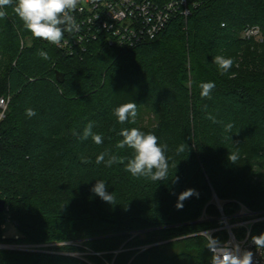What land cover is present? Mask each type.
<instances>
[{"label": "trees", "instance_id": "16d2710c", "mask_svg": "<svg viewBox=\"0 0 264 264\" xmlns=\"http://www.w3.org/2000/svg\"><path fill=\"white\" fill-rule=\"evenodd\" d=\"M196 1L189 18L172 21L154 41L122 48L100 37L73 53L64 42L74 32L51 44L5 8L0 85L3 72L9 105L0 122V198L7 209L0 213V245L70 244L52 249L58 253L0 249V264H89L59 254L84 250L93 253L91 264H210L198 233L217 227L216 201L227 217L239 204L264 211V0ZM248 27L260 28L262 43L243 38ZM216 55L234 59L228 73L220 74ZM209 81L211 98H202L199 85ZM128 102L137 104L136 122L120 124L114 109ZM27 108L37 115L28 118ZM144 109L154 114L153 126L139 122ZM90 121L104 137L101 145L81 139ZM133 127L168 145L176 164L168 180L153 183L125 171L133 152L116 147L117 133ZM182 142L187 149L177 154ZM105 149L125 163L97 165ZM229 152L239 153L236 164ZM99 180L114 204L91 191ZM189 188L199 197L177 209L179 193ZM7 224L17 238L5 237ZM256 230L264 233V223Z\"/></svg>", "mask_w": 264, "mask_h": 264}, {"label": "clouds", "instance_id": "9594fccd", "mask_svg": "<svg viewBox=\"0 0 264 264\" xmlns=\"http://www.w3.org/2000/svg\"><path fill=\"white\" fill-rule=\"evenodd\" d=\"M79 0H0V18L6 17L5 8H12L15 14L23 21L24 27L34 38L45 40L54 45H61L65 32L72 33L79 30L74 15L78 9ZM39 55L44 60H48L47 52L41 50ZM213 62L217 66L221 75L226 74L233 67L234 59L223 55H216ZM200 96L211 98L215 83L212 81L202 82L199 85ZM25 115L32 118L37 115L33 108H27ZM114 115L120 124L135 123L138 115L137 104L128 102L121 104L114 109ZM213 123H219L210 114L207 116ZM95 122L90 121L84 128L81 136L82 140L91 138L96 145H101L104 141L102 134L93 131ZM233 128L232 123L224 126L225 133H230ZM115 131V129H112ZM122 139L116 144L118 149H131L133 154L127 159L125 171L135 179H146L153 183L166 181L169 179L170 168H176L167 156L168 145L158 143V137L152 133H144L138 128H121L117 133ZM230 138V137H228ZM187 149L185 143H181L176 149L177 154L183 153ZM228 160L236 164L239 160L238 152H229ZM97 165L104 164L111 167L116 163H125L123 159L105 149L96 156ZM176 181L179 180L177 176ZM91 191L106 203L114 204L115 195L107 191L106 182L99 180ZM199 197V193L192 188L179 193L176 208H183V201L192 197ZM206 247L211 251L210 264H253V252L244 249L239 243L220 242L211 235L206 237ZM251 242L257 250H264V233L251 237Z\"/></svg>", "mask_w": 264, "mask_h": 264}, {"label": "built area", "instance_id": "2783aa9c", "mask_svg": "<svg viewBox=\"0 0 264 264\" xmlns=\"http://www.w3.org/2000/svg\"><path fill=\"white\" fill-rule=\"evenodd\" d=\"M197 6L196 0H79L77 11L72 13L79 30L74 31L72 41H65L64 45L69 46V50L83 48L84 43L104 37L110 46L134 48L158 39L172 21L189 18ZM260 37L259 27H248L243 32V38L248 40ZM5 105L2 99L0 108ZM2 118L0 111V120ZM216 206L221 212L217 227L198 235H211L222 243H239L253 252V264H264V250H257L251 242L252 236L262 233L256 229L264 223V211L255 212L239 204L238 212L227 217L219 201Z\"/></svg>", "mask_w": 264, "mask_h": 264}, {"label": "rangeland", "instance_id": "374dc122", "mask_svg": "<svg viewBox=\"0 0 264 264\" xmlns=\"http://www.w3.org/2000/svg\"><path fill=\"white\" fill-rule=\"evenodd\" d=\"M254 42H256V43H262L263 42L262 33H261L260 39L254 40ZM1 61H2V58L0 57V62ZM1 75L3 76V79H2V84L0 85V93L2 92L1 88H3V83H4V78H5L3 72H2ZM2 99H5V97H4V95L2 96V93H1L0 94V101ZM8 105H9V100H6L5 107L2 108V109L0 108V111L4 115V118H5V114H6L7 110H8ZM4 118H2L0 120V122ZM139 122L143 126H153L156 123V118H155L154 114H152V112H150L149 110L144 109V110H142V112L140 114ZM220 216H221V212H220ZM144 233H145L144 231L137 232L135 236L142 235ZM4 234H5V237H7V238H17L18 237V233H17V230H16L15 226L11 225V224H7ZM69 244L70 243H64V244L60 243V244H50V245H19V244H14V243H3L1 245H4L6 247L3 250H16V251L32 252V253L47 252V251L49 252V251H51L52 253H58V252L52 251V249L54 247L65 246V245H69ZM74 244L79 246V247L83 246L82 245L83 243H81V242H79V243L76 242V243H73L72 245H74ZM59 254H62V255L68 256V257H72V258H77L79 260L86 261L89 264H91V262H92V261L89 260V257H91V255H93V253L91 251H89V250H84L82 252H80V251H78V252H69V253L68 252H61ZM94 255H100V254H94Z\"/></svg>", "mask_w": 264, "mask_h": 264}, {"label": "water", "instance_id": "95a60500", "mask_svg": "<svg viewBox=\"0 0 264 264\" xmlns=\"http://www.w3.org/2000/svg\"><path fill=\"white\" fill-rule=\"evenodd\" d=\"M7 209V202L5 199L0 198V213H4ZM6 248L4 245H0V249Z\"/></svg>", "mask_w": 264, "mask_h": 264}]
</instances>
